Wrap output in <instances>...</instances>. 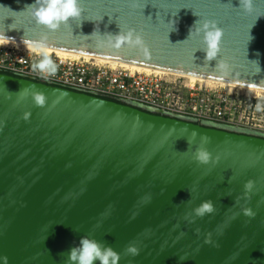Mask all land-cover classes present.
<instances>
[{
    "label": "water",
    "instance_id": "1",
    "mask_svg": "<svg viewBox=\"0 0 264 264\" xmlns=\"http://www.w3.org/2000/svg\"><path fill=\"white\" fill-rule=\"evenodd\" d=\"M31 3L0 0L1 40L46 36L49 49L264 91V0L248 12L239 0H79L81 15L55 30ZM200 18L223 31L213 59L187 39ZM128 29L140 44L115 38ZM198 146L209 163L195 160ZM204 200L215 211L193 221ZM83 235L111 245L119 264H264V136L0 72V256L70 264Z\"/></svg>",
    "mask_w": 264,
    "mask_h": 264
},
{
    "label": "built area",
    "instance_id": "2",
    "mask_svg": "<svg viewBox=\"0 0 264 264\" xmlns=\"http://www.w3.org/2000/svg\"><path fill=\"white\" fill-rule=\"evenodd\" d=\"M57 71L44 78L32 64L37 50L0 42V72L136 106L162 115L264 136V91L188 76L132 71L121 65L49 53ZM260 105L258 108L257 106Z\"/></svg>",
    "mask_w": 264,
    "mask_h": 264
},
{
    "label": "clouds",
    "instance_id": "3",
    "mask_svg": "<svg viewBox=\"0 0 264 264\" xmlns=\"http://www.w3.org/2000/svg\"><path fill=\"white\" fill-rule=\"evenodd\" d=\"M252 2L253 0H239V8L245 12L251 11ZM225 4L232 5L231 0H228V3ZM25 10L29 11L30 15L39 24L46 26L50 30H55L62 23L66 24L70 18L79 17L81 15L79 0H33V3L27 5ZM259 16H264V14L258 15L257 17ZM255 22L249 28L248 42L253 39L250 34V29L254 26ZM171 23V31H173L175 30L176 21L171 20ZM193 29H195V31H193ZM193 35L199 37L203 42L204 47L201 50L206 53V57L213 59L217 56L223 31L216 20L201 18L196 20L189 29L187 39ZM2 38L7 40L10 37H7L4 33ZM115 38L117 40L127 41L130 44L138 45L141 43V37L134 29H128L125 34L116 36ZM31 46L34 50L38 51L40 56V59L32 64L33 71L38 70L43 74L44 78L55 75L57 65L45 50L47 47L46 36H41L39 40L33 41ZM31 95L37 106L43 107L46 104V96L43 93L33 92ZM257 107L259 108L260 105ZM187 143L189 144L190 141H187ZM194 158L199 163L207 164L211 161V154L203 146H198L195 149ZM244 187L246 194L251 193L253 183L249 181ZM214 211V204L211 200L201 201L199 205L192 209V220L194 221L196 218H203ZM241 211L244 215L249 217L255 215L251 208L245 207L242 208ZM238 214L239 213H236L234 215ZM125 251L133 256L139 253V249L131 243L126 247ZM67 259L70 264H96V262H99V264H119L121 255L111 245L83 235L80 237L78 245L71 247L67 251ZM0 264H8L6 256H0Z\"/></svg>",
    "mask_w": 264,
    "mask_h": 264
},
{
    "label": "bare ground",
    "instance_id": "4",
    "mask_svg": "<svg viewBox=\"0 0 264 264\" xmlns=\"http://www.w3.org/2000/svg\"><path fill=\"white\" fill-rule=\"evenodd\" d=\"M0 42H3V43H14V44H18V45H24V46L29 47L30 49L34 50L33 47L31 45H28V44H22V43H17V42H12V41H7V40H1V39H0ZM45 50L48 53L55 52V53H58L60 55H68V56L75 57V58L82 56L80 54H75V53H70V52H65V51H59V50H54V49H49V48H46ZM84 57L91 58L90 56H86V55H84ZM94 59H96L98 62L103 63V64L121 65V66H124L126 68H129L133 72L134 71L135 72L136 71H146V72L154 71V72L164 73V74L170 73V72L164 71V70L153 69V68H148V67H143V66L128 64V63H119V62H116V61L102 59V58H94ZM188 77L192 81H201V82H206V83H210V84H217V83H219V82H214V81L207 80V79H203V78H198V77H195V76H188ZM220 84L224 85L225 83H220Z\"/></svg>",
    "mask_w": 264,
    "mask_h": 264
}]
</instances>
